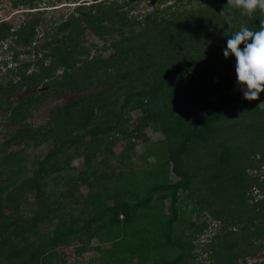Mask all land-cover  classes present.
Returning a JSON list of instances; mask_svg holds the SVG:
<instances>
[{"label":"trees","instance_id":"obj_1","mask_svg":"<svg viewBox=\"0 0 264 264\" xmlns=\"http://www.w3.org/2000/svg\"><path fill=\"white\" fill-rule=\"evenodd\" d=\"M9 1L27 10L16 28L0 21L15 63L0 77V111L14 126L0 142V264H78L62 250H89L93 238L97 256L83 264H197L194 240L209 224L185 216L184 192L191 212L220 222L202 246L209 264H247L264 250V196L252 195L264 193V92L244 99L236 58L223 56L241 26L259 30V12L172 0L133 14L132 0H73L47 25L44 8L67 0ZM88 33L102 45L86 44ZM68 93L78 96L52 105L44 123L29 120ZM147 129L162 139L151 142ZM22 143L47 150L16 158L8 149Z\"/></svg>","mask_w":264,"mask_h":264},{"label":"rangeland","instance_id":"obj_2","mask_svg":"<svg viewBox=\"0 0 264 264\" xmlns=\"http://www.w3.org/2000/svg\"><path fill=\"white\" fill-rule=\"evenodd\" d=\"M116 1L122 2L124 0H116ZM132 1L133 2L131 3V5L133 7L132 8L133 10L131 13L133 14L145 13L147 11H150L151 9H154L155 7L163 8L169 5L170 3H172L171 2L172 0H166V1L164 0H132ZM75 4L77 3L74 2L73 0H67L63 3L56 4L55 6H46L44 8L45 10L42 15V17L44 18V22L47 23V25H49L50 23H52L53 20H57L61 14H67L68 12H70L74 8ZM26 10L27 9L22 8V7L13 8L9 0H0V21L1 20L7 21L8 23L11 24L13 28H16L19 25V23L24 19ZM86 36H87L86 44L94 43L98 47L102 45V41L98 39L96 36L90 33H88ZM10 42L11 41L7 40V41H4L3 44L0 43L1 44L0 45V77L2 76L3 79L9 76L10 74L9 69L15 66V63L10 61L13 51L6 49L7 45ZM107 53H108V50L104 52V54H107ZM19 58H20V61H27L29 59H33L32 56H28L25 53H21L19 55ZM2 61H9V64L7 66H3ZM235 68H236V61L233 62V66L231 68L232 76L237 75ZM25 94H26L25 91H21L18 94H16L14 97H17V98L23 97ZM76 96H78V94L68 93L64 95H53L49 97L44 103L40 104L38 108H36L33 111V114L29 118V120L32 121V123H34L35 125H40L41 123H44L49 117L48 113L52 105L56 103L62 104L66 101L71 100L72 98ZM6 98L12 99L13 96H7ZM13 129H14V126H12L11 124L5 121L4 115L0 111V142L3 140L5 135L12 132ZM146 134L150 137L151 142H158V140H161L163 137L160 132H154L149 129L146 130ZM23 146H24L23 143L13 144L9 147L8 151L17 152L18 155L15 156L16 158L22 156L25 159L30 158L32 161L34 158H39V157L41 158L44 152L47 150V146L45 145L35 147V148L28 147L26 150H24ZM119 148L120 147H116L115 152L119 151ZM144 148L145 147L143 144H139L136 147L137 154H140L141 150H143ZM153 161H154L153 157L146 160L148 165H149L148 162H153ZM79 162H81V159H75L73 161L72 165L76 167L74 171H77L79 169L78 168L80 165ZM134 162H135V165L137 166L141 165V161L138 158H135ZM115 164L116 163H113L112 166H115ZM169 171L170 172H169L168 179H171V180L178 179L176 175H173V172L171 171L170 167H169ZM256 172L257 174L264 172V166L260 170H256ZM5 175H6L5 173H1L0 177H4ZM83 191H84V188H83ZM186 194L187 193L185 192L182 194V198L180 199V202H179V207L186 209V211L184 212L185 216L186 217L189 216V218H191V220L194 221L195 224L200 223V221H203L204 219H206L207 223L209 224L206 230L194 240V243H195L194 252L195 253L199 252L196 258L197 264H205V263L209 264L208 260H206L205 253L202 250V246L203 245L205 246V244L209 241V238L212 237L215 232H218L220 230V222L214 219H210L207 213H202L201 215L200 214L197 215L196 212H191L189 210L190 208L189 203H187L186 201L187 199L185 197ZM252 195L254 196L253 200H257V199H261L264 196V193L257 192L256 189H254L252 192ZM162 202H163V205L165 206L169 205L168 199H165ZM152 203H156V200H154ZM25 209H26V205H24V211L25 212L30 211V209L29 210L27 209L25 210ZM3 211L6 213H9L10 209L6 208ZM180 214H181V211H180ZM185 224L186 222L178 223L176 225L177 231H180L182 229L181 226L184 227ZM185 232L187 231L185 230ZM97 242H98V239L93 238L90 243L91 249L82 251L81 253H76L75 252L76 244H72L71 246H68L62 250V257H65L68 263H74L75 261L78 264L86 263L90 258H92L93 260L97 256V251L93 249V246H95ZM168 255L169 254H167L166 257H168ZM169 257H172V254H170ZM250 259L251 260L247 259L246 261H252V262L255 261V262H259L260 264H264V250L257 253L256 256L250 257ZM93 262L95 263V261Z\"/></svg>","mask_w":264,"mask_h":264},{"label":"clouds","instance_id":"obj_3","mask_svg":"<svg viewBox=\"0 0 264 264\" xmlns=\"http://www.w3.org/2000/svg\"><path fill=\"white\" fill-rule=\"evenodd\" d=\"M227 6L239 9L242 15L249 17L259 12L261 17L259 30L241 26L227 40V47L223 50L225 59L230 55L235 56L237 83L243 98L253 101L264 92V0H228ZM221 14L225 16L228 27H231L232 16L225 15V9ZM241 44L244 45L243 49Z\"/></svg>","mask_w":264,"mask_h":264},{"label":"flooded vegetation","instance_id":"obj_4","mask_svg":"<svg viewBox=\"0 0 264 264\" xmlns=\"http://www.w3.org/2000/svg\"><path fill=\"white\" fill-rule=\"evenodd\" d=\"M256 191H257V190H256ZM255 256H256V255H255ZM247 259L251 260L249 256L246 258V260H247ZM251 262H252V261H247V264H249V263H251ZM253 262H255V261H253Z\"/></svg>","mask_w":264,"mask_h":264}]
</instances>
